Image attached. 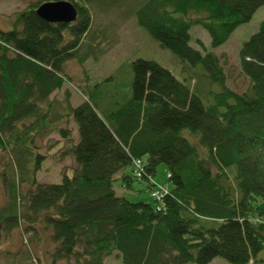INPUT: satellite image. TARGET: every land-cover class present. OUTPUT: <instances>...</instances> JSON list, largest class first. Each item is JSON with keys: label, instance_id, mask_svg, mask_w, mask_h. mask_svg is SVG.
Masks as SVG:
<instances>
[{"label": "trees", "instance_id": "1", "mask_svg": "<svg viewBox=\"0 0 264 264\" xmlns=\"http://www.w3.org/2000/svg\"><path fill=\"white\" fill-rule=\"evenodd\" d=\"M46 1L28 2L0 29L1 176L8 191L0 241L22 222L38 235L44 222L54 261L105 264L118 251L122 264H207L219 256L256 262L264 250V20L240 50L250 79L244 90L227 85L218 54L191 45V30L202 25L216 48L264 0H137L136 22L184 62L188 76L138 58L129 61L130 79L115 72L80 87L85 99L77 106L70 90L63 98L55 92L72 80L68 61L98 56L96 39L108 38L107 27L94 25L91 4L107 5L70 0L77 19L51 23L37 13ZM194 77L222 89L209 90L207 103L201 87H191ZM56 132L61 141L49 139ZM46 138L49 149L60 147V159L73 161L72 173L65 168L57 183L38 175L46 160L39 141ZM160 164L172 185L161 199L134 202L117 193V182L131 190L135 179L152 192Z\"/></svg>", "mask_w": 264, "mask_h": 264}, {"label": "rangeland", "instance_id": "2", "mask_svg": "<svg viewBox=\"0 0 264 264\" xmlns=\"http://www.w3.org/2000/svg\"><path fill=\"white\" fill-rule=\"evenodd\" d=\"M33 0H0V29L9 27L8 17L14 12L24 9L28 2ZM37 1V0H34ZM137 0H103V4L107 5L106 10L99 9L98 3L94 6L91 4V12L94 17V25H103L102 28L107 30V39H96L98 47V56L96 58L89 57L83 63L78 59H72L66 64V73L70 74L72 80L65 81L63 89L56 91V95L63 98L65 90H70L72 93V103L77 106L85 99L80 87L86 86L91 82H101L104 78L112 73L118 72L117 75L124 78H131L134 71L128 66L129 61L142 58L145 60H155L161 66H164L174 72L180 79L184 80L189 74V69L185 70L184 62L175 55L171 50L165 49L153 40L132 16L131 6ZM96 2V1H95ZM264 20V5H262L254 13L251 20L247 23L238 26L231 34L229 39L214 48L209 31L202 25L193 26L191 45L203 53L206 51H214L220 56L221 63L224 65L225 71L229 75L227 85L231 88L244 90L250 83V79L243 72L241 67L240 50L244 42L256 33L261 22ZM93 25V26H94ZM96 29V28H95ZM200 39L201 41H199ZM226 55L228 62H226ZM197 72H203L201 65L197 66ZM197 77H199L197 75ZM194 77L188 80L191 87L196 89L200 86L202 91L197 93L202 96L205 102H209L205 94L212 91H220L222 88L217 83H212L207 86L206 81L197 82L199 80ZM197 83V84H196ZM207 99V100H206ZM72 127L77 135L76 124L72 121ZM49 139L61 141L60 135L56 132L50 135ZM49 139L40 140L42 147L39 151L46 154V160L42 165V169L38 172L40 181L43 182H60L65 168L69 169L73 166V161L70 158L63 160L58 157L60 147L54 150L49 149ZM54 142V141H52ZM0 155V207L8 200V191L2 181L3 154ZM57 155V157H56ZM131 171V168L128 169ZM157 188L163 186L164 191L167 187H171L168 180V169L165 164H160L156 176L152 179ZM27 187V186H26ZM25 187V191L27 188ZM115 189L119 195H126L130 200L150 201L155 202L151 195V190L148 187L147 181H138L135 179L134 188L131 190L124 189L120 182L115 184ZM153 191V190H152ZM44 222L37 224L40 229V236L34 231H27L26 223L22 222L20 226L13 227L10 231H3L0 241V262L2 264H10L12 258L16 261H24L25 264H71L72 259H62L54 261L48 255L47 251L52 246L50 235L42 225ZM33 239V240H32ZM118 251L109 256L105 260V264H122V258L119 257ZM30 256V258L28 257ZM195 264V263H188ZM207 264H231L223 257H215ZM250 264H264V250L260 251L258 260Z\"/></svg>", "mask_w": 264, "mask_h": 264}, {"label": "water", "instance_id": "3", "mask_svg": "<svg viewBox=\"0 0 264 264\" xmlns=\"http://www.w3.org/2000/svg\"><path fill=\"white\" fill-rule=\"evenodd\" d=\"M37 13L51 23H70L78 17V10L70 0L46 1L38 7Z\"/></svg>", "mask_w": 264, "mask_h": 264}, {"label": "built area", "instance_id": "4", "mask_svg": "<svg viewBox=\"0 0 264 264\" xmlns=\"http://www.w3.org/2000/svg\"><path fill=\"white\" fill-rule=\"evenodd\" d=\"M135 164H136L135 174L137 176H140L141 175V171L143 170V162H142V160H137ZM166 192H167V187H166V189L164 191L163 186H160L159 188H156V189H154L152 191V197L154 199H161L163 194L166 193ZM157 207H158V209L161 208L160 205H158Z\"/></svg>", "mask_w": 264, "mask_h": 264}]
</instances>
